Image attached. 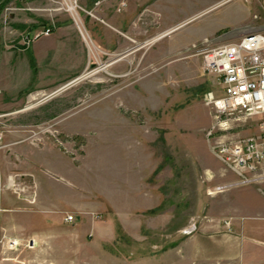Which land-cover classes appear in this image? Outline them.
Returning <instances> with one entry per match:
<instances>
[{"label":"rangeland","instance_id":"1","mask_svg":"<svg viewBox=\"0 0 264 264\" xmlns=\"http://www.w3.org/2000/svg\"><path fill=\"white\" fill-rule=\"evenodd\" d=\"M262 1L160 0L153 11L156 34L127 38L115 53L92 44L82 16L94 15L76 9L84 41L77 31L65 41L70 56L61 59L58 72L76 68L52 86L23 82L21 94L15 93L21 81L3 84L9 92L0 89V186L5 189L0 208L7 205L4 199H16L21 211L7 215L25 231L42 219L56 220L48 224L55 225L51 231H57L66 255L49 252L53 264H169L159 256L148 259L164 249H190L191 235L214 231L236 191L257 194L261 183H237L239 177L217 161L212 146L256 135L260 117L232 115L206 138L214 112L205 96L220 91L215 77L202 70L200 52L220 44L216 39L225 34L244 29L264 34ZM77 5L83 9L80 0ZM62 21L73 25L59 3L9 2L0 12L1 64L10 65L12 57L19 78L26 59L22 49L34 41L27 43L26 36ZM167 24L174 25L164 28ZM44 43L38 39L35 45ZM45 59L41 68L50 65ZM12 175L23 191L5 186ZM243 195L239 200L255 198L247 190ZM4 215L0 212V221ZM65 215L73 221L61 222ZM58 219L61 230L77 232L71 248L58 232ZM0 238L6 245L14 242ZM16 243L6 250L17 254L18 247L29 245L23 239Z\"/></svg>","mask_w":264,"mask_h":264},{"label":"crops","instance_id":"2","mask_svg":"<svg viewBox=\"0 0 264 264\" xmlns=\"http://www.w3.org/2000/svg\"><path fill=\"white\" fill-rule=\"evenodd\" d=\"M80 1L83 9L91 11L94 15V18L83 15L82 21L92 37V44L102 52L115 53L123 50L127 38L141 39L156 34V16L153 11L160 0ZM96 1H99V3L94 5ZM161 1L167 4L172 0ZM151 14L154 17L151 18ZM173 25L167 24L164 28H169ZM35 29H32V31ZM151 30H154V32L149 34ZM75 31L76 29L71 23L65 21L57 22L55 26H52L51 33L48 36L38 38L45 40L43 45L36 46L35 42L38 40L36 39L26 47H23L22 50L26 51V56H24L26 59H23L24 66L20 68L19 78L16 77L15 71L20 66L17 64V67L13 69L12 57L10 59L7 58L10 61L9 63L7 60L8 64L12 67L7 64L4 66V63L1 64L0 59V89L5 93L9 92L2 86L4 83L6 86L9 83L14 85V80L21 81L15 93L26 89V87H22L24 84L26 85L28 80L29 84H34L38 87L56 84L62 76L65 77L69 70L75 69L77 66L76 64L67 68L65 72H58L61 59L68 60V56H70V54H67L69 51L64 48L65 41L70 39L75 34ZM245 31L248 30L244 29L241 32L230 34V36L225 34L224 37L220 38L219 36L216 40L220 43H227V41H233ZM80 53L84 57L83 49L80 50ZM63 54L65 55L64 58L62 57ZM83 57L80 61L83 60ZM29 58L33 61L34 73L31 71ZM42 58H46L45 60L50 62L49 67H40ZM55 62H57L56 65L54 64ZM13 75L15 76L13 77ZM23 82L24 84H22ZM262 173L264 175V164ZM246 190L251 194L250 196L255 197L253 200H239V198L244 197L243 192ZM256 191L257 194L246 188L236 191L233 194L235 197L233 196L230 199V203H228L227 212L221 214L215 220L217 222L214 224V231L204 232L198 230V232L190 236V249H164L148 260H155L159 256L161 261L164 260L166 263L170 261L169 264H173V261L176 260H181V264H264V183H261ZM11 199H4L3 203L8 206L5 205V207L0 208V212L5 214L0 221V237L14 239L15 246L18 239L26 240L29 245L27 248L18 247L20 250L15 254L6 250L9 249L8 245L0 238V264H45L47 259L53 264L49 252L58 249L61 253H66L60 249L61 247L56 241L57 231H51L55 225L48 224L51 221L56 222V220L53 218L42 219L34 230L25 231L23 230L22 222L13 225L11 216L7 215L13 210L21 211L20 203L16 199ZM63 218L61 222L64 223ZM222 219L224 220L223 224L220 222ZM225 223H227V227ZM56 224L59 228L58 232L65 239V244L69 245H67V249L68 247L71 248V243L75 244L76 242L77 232L61 230L59 219ZM74 246L72 248L76 249ZM172 252L173 255H170Z\"/></svg>","mask_w":264,"mask_h":264},{"label":"built area","instance_id":"3","mask_svg":"<svg viewBox=\"0 0 264 264\" xmlns=\"http://www.w3.org/2000/svg\"><path fill=\"white\" fill-rule=\"evenodd\" d=\"M59 3L84 41L82 27L76 9L91 15L77 5L78 0H50ZM96 1L94 5H97ZM264 6V0L262 1ZM52 26H44L30 38L28 43L51 33ZM201 68L215 77L220 94L207 93L205 104L214 112V121L206 138L211 137L213 128L225 126V120L232 115L260 117L256 135L216 142L212 146L213 155L228 171L239 177L240 185L264 183V34L258 31H245L227 43L206 47L200 52ZM222 117V118H221ZM223 120V121H222ZM15 176H9L5 186L17 189ZM23 188V187H22ZM1 189V186H0ZM23 191L22 189H17ZM63 221L71 223V215ZM14 242H8L12 247Z\"/></svg>","mask_w":264,"mask_h":264},{"label":"trees","instance_id":"4","mask_svg":"<svg viewBox=\"0 0 264 264\" xmlns=\"http://www.w3.org/2000/svg\"><path fill=\"white\" fill-rule=\"evenodd\" d=\"M12 0H0V12L8 5V3L9 2H11ZM16 4H18V3H16ZM37 26L36 25H33V26H31V30L32 29H35ZM18 28H23L22 26H20V27H18ZM29 65H30V68H31V71H32V73H34V65H33V61H32V59L31 58H29ZM24 92V90H22V91H20L19 93L21 94V93H23Z\"/></svg>","mask_w":264,"mask_h":264},{"label":"bare ground","instance_id":"5","mask_svg":"<svg viewBox=\"0 0 264 264\" xmlns=\"http://www.w3.org/2000/svg\"><path fill=\"white\" fill-rule=\"evenodd\" d=\"M171 31H172V30L170 29V31L167 32L166 34H161V35L156 36V37L153 39V41H154V40L156 41V40L160 39L161 37L166 36V35L169 34Z\"/></svg>","mask_w":264,"mask_h":264}]
</instances>
